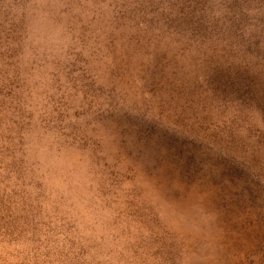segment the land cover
Returning <instances> with one entry per match:
<instances>
[{"label":"rangeland","instance_id":"374dc122","mask_svg":"<svg viewBox=\"0 0 264 264\" xmlns=\"http://www.w3.org/2000/svg\"><path fill=\"white\" fill-rule=\"evenodd\" d=\"M263 24L0 0V264H264Z\"/></svg>","mask_w":264,"mask_h":264},{"label":"trees","instance_id":"16d2710c","mask_svg":"<svg viewBox=\"0 0 264 264\" xmlns=\"http://www.w3.org/2000/svg\"><path fill=\"white\" fill-rule=\"evenodd\" d=\"M259 32L264 33V24L259 28ZM258 105H259V103L256 102V106H258ZM262 110H264V107H262Z\"/></svg>","mask_w":264,"mask_h":264}]
</instances>
